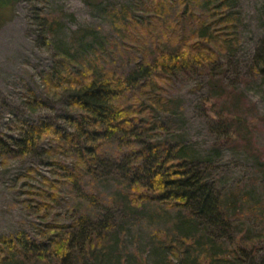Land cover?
Masks as SVG:
<instances>
[{"label": "trees", "instance_id": "obj_1", "mask_svg": "<svg viewBox=\"0 0 264 264\" xmlns=\"http://www.w3.org/2000/svg\"><path fill=\"white\" fill-rule=\"evenodd\" d=\"M17 1L0 0V27ZM234 3L147 0L146 17L131 6L106 4L114 34L100 26L72 30L42 77L48 91L67 95V129L22 121L8 139L16 155L42 146L48 158L52 178L43 177V185L31 191L38 211L54 210L63 184L79 188L86 177L100 176L99 169L115 179L113 189L103 202L89 194L90 204L102 206L96 218L74 214L69 224L48 221L38 238L0 234V264H256L264 246V200L242 182L223 187L213 172L223 147L243 153L264 172L252 137L264 116L249 117L235 87L218 77L221 58L232 56L239 43ZM63 16L37 13L43 38L57 36ZM133 53L140 56L131 61L127 55ZM250 69L264 78L263 41ZM195 72L208 74L207 101L217 117L214 144L204 152L176 132L169 117L181 101L165 90L173 75ZM3 141L0 136L1 147ZM107 145L114 153L108 164L99 154ZM137 211L152 223L147 254L138 245L129 251L118 244L125 236L119 214Z\"/></svg>", "mask_w": 264, "mask_h": 264}, {"label": "rangeland", "instance_id": "obj_2", "mask_svg": "<svg viewBox=\"0 0 264 264\" xmlns=\"http://www.w3.org/2000/svg\"><path fill=\"white\" fill-rule=\"evenodd\" d=\"M99 1L100 4L91 7L83 0H18L12 17L0 27V136L5 145L0 146L1 235L27 233L31 238H38L48 221L69 224L74 214L96 218L102 206L90 204L89 194L103 202L104 196H108L113 189L115 179L104 177L107 169L102 174L99 169L96 171L100 176L93 178L94 174L86 177L79 183V188L71 189L73 186L63 184L54 210L38 211V200L31 191L43 185V177L52 178L48 158L41 150L42 146L27 156L16 155L18 148L8 139L17 134L16 126L22 121L36 123L45 120L61 129H67L64 121V117L70 113L67 95H55V92L48 91L42 77L53 65L61 44L71 35L72 30L83 26H100L104 34H114L110 15L104 12L106 4L117 8L131 6L138 15H147L142 10L147 0ZM233 2L238 12L239 43L232 56L221 58L223 66L218 77L223 79L224 86L235 87L249 117H262L264 78L253 75L250 65L258 45L264 42V0ZM40 11L64 13L57 36L50 40L43 38L37 25V13ZM194 13L198 16L199 10ZM127 56L133 61L140 55L133 53ZM168 82L165 88L167 95L181 101L175 114L169 117L176 132H181L185 142L192 143L199 151H208L215 141L212 123L217 118L207 101L210 92L208 74L179 73ZM252 137L264 158L263 117L252 131ZM99 154L106 164L110 159L113 160L111 146L103 147ZM216 162L218 167L213 172L219 184L229 188L242 182L259 199L264 200V179L261 180L264 172L256 171L253 162L243 153L223 147ZM31 169L30 174H27ZM119 215L120 227L125 229V236L118 240V244L121 242L129 251L138 245L144 251L148 243L146 235H149L152 224L147 215L140 212L134 216L125 215L124 212ZM248 222L254 223V218ZM143 253L147 254L146 251ZM254 262L264 264V246L257 252ZM25 263L44 264L41 260Z\"/></svg>", "mask_w": 264, "mask_h": 264}]
</instances>
